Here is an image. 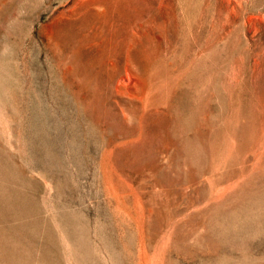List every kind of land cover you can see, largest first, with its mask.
<instances>
[{
    "label": "rangeland",
    "instance_id": "obj_1",
    "mask_svg": "<svg viewBox=\"0 0 264 264\" xmlns=\"http://www.w3.org/2000/svg\"><path fill=\"white\" fill-rule=\"evenodd\" d=\"M0 264H264V0H0Z\"/></svg>",
    "mask_w": 264,
    "mask_h": 264
},
{
    "label": "bare ground",
    "instance_id": "obj_2",
    "mask_svg": "<svg viewBox=\"0 0 264 264\" xmlns=\"http://www.w3.org/2000/svg\"><path fill=\"white\" fill-rule=\"evenodd\" d=\"M130 77V76H129ZM128 76L127 77H121V81L122 83L126 84V83H130V78ZM121 83V82H120Z\"/></svg>",
    "mask_w": 264,
    "mask_h": 264
}]
</instances>
